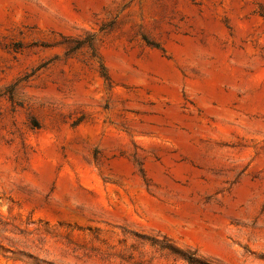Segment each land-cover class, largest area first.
<instances>
[{
    "label": "rangeland",
    "instance_id": "374dc122",
    "mask_svg": "<svg viewBox=\"0 0 264 264\" xmlns=\"http://www.w3.org/2000/svg\"><path fill=\"white\" fill-rule=\"evenodd\" d=\"M0 264H264V0H0Z\"/></svg>",
    "mask_w": 264,
    "mask_h": 264
}]
</instances>
